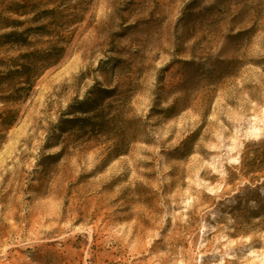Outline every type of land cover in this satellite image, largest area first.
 Masks as SVG:
<instances>
[{
    "label": "rangeland",
    "instance_id": "obj_1",
    "mask_svg": "<svg viewBox=\"0 0 264 264\" xmlns=\"http://www.w3.org/2000/svg\"><path fill=\"white\" fill-rule=\"evenodd\" d=\"M11 31L64 53L0 99V264H264V0H0Z\"/></svg>",
    "mask_w": 264,
    "mask_h": 264
},
{
    "label": "trees",
    "instance_id": "obj_2",
    "mask_svg": "<svg viewBox=\"0 0 264 264\" xmlns=\"http://www.w3.org/2000/svg\"><path fill=\"white\" fill-rule=\"evenodd\" d=\"M53 11V10H50ZM25 14V12H23ZM12 23H18L19 20L12 19ZM0 43L2 44H12L20 46H28L30 42L28 38L22 32H6L0 35ZM64 53V46L60 45L58 42L50 45L49 48L43 51L34 52H23L17 57L5 60H0V64L5 66V71L0 72V82L6 81L9 87L0 96V99L5 101H15L20 99L24 93L29 91L35 82L38 75L45 69L59 63ZM100 91L110 93L111 89L100 88ZM6 93V94H5ZM91 93V92H89ZM92 101L88 98L78 101L76 103H71L68 106V115H73L75 113H81L87 115L89 113H94L96 110L92 108ZM92 116H87L84 118H66L62 123H70L74 120L90 121ZM14 120V115H11V111L2 116H0V121L3 125H10ZM264 217V206L261 208V213L259 217Z\"/></svg>",
    "mask_w": 264,
    "mask_h": 264
}]
</instances>
